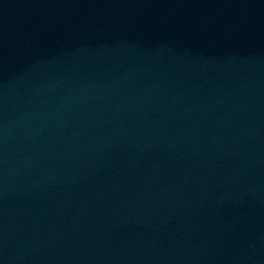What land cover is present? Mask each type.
<instances>
[{
    "label": "water",
    "instance_id": "1",
    "mask_svg": "<svg viewBox=\"0 0 264 264\" xmlns=\"http://www.w3.org/2000/svg\"><path fill=\"white\" fill-rule=\"evenodd\" d=\"M0 264H264V0H0Z\"/></svg>",
    "mask_w": 264,
    "mask_h": 264
}]
</instances>
